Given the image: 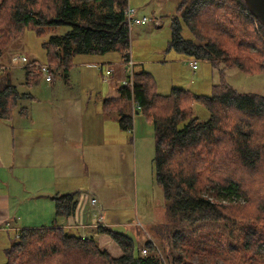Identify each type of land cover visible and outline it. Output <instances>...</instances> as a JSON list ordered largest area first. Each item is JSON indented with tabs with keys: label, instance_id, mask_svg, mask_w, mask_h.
<instances>
[{
	"label": "trees",
	"instance_id": "obj_1",
	"mask_svg": "<svg viewBox=\"0 0 264 264\" xmlns=\"http://www.w3.org/2000/svg\"><path fill=\"white\" fill-rule=\"evenodd\" d=\"M36 1L1 0L0 10L5 7L10 12L9 21L11 26L17 29L16 33L19 29L31 28L42 36L44 30L69 28L65 34L50 35L42 46L46 58L56 61L50 63V67L53 64L64 67L63 70L58 69L60 74L63 73L62 78H67L73 58L78 55H104L117 52L121 61L127 59L125 50L130 47V30L126 24L124 10L128 7V0H39L43 3L47 2V6L40 7V10L36 9ZM227 1L238 2L237 5L244 13L240 10L241 12L234 14L239 17L238 21L228 22L227 25L223 19L222 22L215 21L211 25H203V28L212 35L207 39L201 36L202 23L199 21V15L207 14L209 7L225 9V13L233 12L226 7ZM175 9L169 21L168 51L173 50L195 61L209 62L214 69L218 67L217 64H222L226 69H237L245 74H257L263 71L260 65L257 69H251L252 65L246 64L247 60H251L250 56L238 57L230 50L220 47L219 41L223 38H217L221 33L228 35L231 32L228 28L248 19L247 14L250 13L243 0H180ZM256 22L259 33L254 32L256 34L251 37L262 41L261 59L264 61V27ZM184 28L191 38L186 39L182 36ZM248 38L239 40L243 49L241 53L245 52V47H249L250 43L244 41ZM253 61L254 65L258 64L257 61ZM54 72L55 69L52 67L50 69L52 76ZM219 75L221 76V72ZM132 77L131 85H122L118 89L120 96L116 101L105 102V110L108 108L107 104L111 105L112 102L123 101L124 104L132 102L135 108H138L137 112L142 113L153 127L154 158L151 169H153L154 182L162 191L164 205L166 204L164 208L166 215L172 221L171 224L176 225L177 222L203 224L209 221L217 223L228 220L226 218V214L230 212L228 203L233 199H247L241 185L233 179L227 181L222 179L218 187L211 188V195L205 196L199 182L209 175L213 179L220 178L214 173L223 165L230 164L227 161L228 154L222 153L229 147L235 148L240 168L246 173L255 169L259 154L254 151L253 143L250 144L251 125L245 124V128L237 127L234 130L231 123L223 121L219 112L231 110L249 120L262 118L264 96L238 93L228 86L222 76L218 84L211 86L209 96L196 95L181 89H173L169 95L160 96L154 92L151 78L146 72L135 70ZM10 81L4 75L0 77V121H7L10 118L20 100L32 99L31 95L20 93ZM192 102L205 109L204 114H207V118L204 122H199L197 115L193 114ZM19 112L23 114L26 111L20 109ZM116 117L119 130L131 131L133 120L129 114L119 109ZM74 196L75 193H70L62 196L54 195L50 198L54 202L56 218H67L74 214L76 208ZM242 222L247 223V220ZM218 232L221 234L220 230ZM103 234L119 246L122 252L120 257H109V261L106 258L109 255L103 250L100 251L94 241L78 235H70L63 228L53 225L50 228L21 230L18 239H14L15 241H12L3 253L6 257L5 264H48L50 261L49 264H54V260L59 258L57 255L59 249L70 252L84 250L91 257L96 255L104 257L106 264H161L152 255L140 257L133 248V241L127 236L110 229L104 230ZM207 235L210 241L213 237H220L212 233ZM235 239L237 243L240 240V248L238 245L230 244L225 249L217 248L213 251L209 248L205 249L208 260L205 262L200 259L198 264L201 261L211 264L214 260H220V264H264V255L251 253L256 245L261 244L259 242L264 241L262 231L257 230V238L254 241L250 231L247 233L243 231L242 237L237 235ZM171 240L173 249L180 243L186 242L177 234L173 235ZM33 245L39 250L31 249ZM241 253V258L230 255ZM212 256L215 258L213 261L209 259ZM98 260L103 261V259Z\"/></svg>",
	"mask_w": 264,
	"mask_h": 264
},
{
	"label": "rangeland",
	"instance_id": "obj_2",
	"mask_svg": "<svg viewBox=\"0 0 264 264\" xmlns=\"http://www.w3.org/2000/svg\"><path fill=\"white\" fill-rule=\"evenodd\" d=\"M160 1L162 2V5L156 6L155 4H151L155 9L153 13L150 12L148 7L142 10V5L136 7L140 8V10L138 9V12L135 11V8H131L136 16L141 17L145 15L148 19L153 17L154 20L156 17L161 16V22L157 19L152 22L151 20L145 22L143 25L129 26L126 19V24L130 30V47L128 50H125L127 59L121 61V64L125 68V77L129 81L128 84L131 85L133 82V77L131 76V73L134 75L135 72L133 60L140 58L147 61L144 65L145 69L149 73H147L148 76L151 78L154 92L160 96L169 95L172 90L175 89L174 87L183 88L192 94L209 96L211 94V86L218 84L221 80V76L224 78L228 86H231L238 93L264 96V61L261 59V51L263 49L261 45L262 41L260 42L258 38L251 37L253 34L255 35L256 33H259V30L257 29L258 23L253 19L254 17L247 14L249 21L247 19L234 24L231 28H228L231 30L228 35L221 33L217 38H223L219 41L220 47L230 50L233 55L238 57L245 55L250 56L251 60H247L246 64L248 66L252 65L251 69H257L260 65L263 68L261 73L245 74L239 72L237 69H226L222 64H217L218 67L214 69V67L206 61H197L198 69L192 71L187 66L186 61L185 64L181 61L182 64L171 62L175 58L178 59L179 55H181L173 50H167V43L170 40V16L175 13L177 3L176 0ZM36 2V9L38 10H40V7L47 6V2L43 3L39 0ZM157 2H159V0H157ZM237 4L238 2L227 1L226 7L234 13H225V9H213L209 7L207 14L204 13L199 15V21L202 23L200 25V35L206 39L212 35L211 32L203 28V25H211L215 21L222 22V19L226 21V25L228 22L238 21L237 19H239V17L234 14L241 11L244 13V11ZM128 8L130 7L128 6L126 10H128ZM9 14L10 12L5 7H2L0 10V77L3 75L6 76V78L8 77L9 80H11L10 82L17 87L18 91L25 94L26 92L28 94V90L37 83H41V85L44 86L45 83H51L56 80L55 83L63 84L70 79V82L74 84L72 74H69V78L67 75L68 79H64L62 78L63 73L61 72L60 74V72H58V69L63 70L64 67H58L54 64L50 67V63H56V61L53 62L52 60H48L42 47L43 43L48 40L50 35L65 34V29L62 27L58 29L44 30L42 36H39V33L36 34L31 28L19 29V32L16 33L17 29L11 26L9 21ZM220 26L222 25L220 24ZM246 26H250L251 28H254V30ZM218 28L220 27L218 26ZM260 35L263 34L260 33ZM182 36L186 39L191 38L189 32L185 28L182 32ZM246 37L249 38L244 41L249 42L250 44L248 45L249 47H245V52L241 53L243 49L240 46L242 44L239 43V40L243 38L245 39ZM114 53L117 54V52H111L110 55H114ZM17 55L26 57L30 62L34 61L31 59H35L37 63H40L41 66H46L49 70L53 67V69H55L53 76L52 73L48 72L50 75V82L44 80V75L41 74L38 67L24 68L18 60L14 59ZM84 56L85 55H81L80 57ZM183 57L185 56L183 55L182 58ZM187 60H189V58ZM253 60L257 61L258 64L254 65ZM72 62L69 72L73 65H75L74 63H77V60L74 58ZM107 68L109 67H104L102 72H100V69V71H96L98 80L104 84L107 82V78L105 79L103 77L110 76L106 75L107 72L105 71ZM220 72L221 76L219 75ZM124 103L125 102L122 101L120 104H115V107L121 108L123 105H126ZM127 104L129 107L128 114L133 120L132 126H134L136 122L138 123L137 136L133 135L134 132H131L132 130L128 132L130 133L131 139L138 138L139 141H137V143L134 142V147L132 143L130 146V152L125 155L126 164L122 168L124 171L121 174L112 168L107 170L102 169L100 166L95 167V163H93L92 166L95 168L89 169L88 172L91 184H95V188L100 187V190L102 188L98 185L100 183L102 186L104 183H109L110 186L107 187L109 189L116 188L111 186L110 182L114 181L116 184H119V190H114L115 192H119V200L114 202V208L112 209L114 210V214L116 213L122 222L132 225L126 229L115 230V232L130 238L133 241V248L137 250L140 257L152 255L155 260L160 261L161 264H198L200 259L205 262L208 260L204 252L205 249L209 248L212 251L217 248L225 249L230 244L238 245L240 248L241 242L239 240V243H237L235 238L237 235L241 238L243 231L245 233L250 231L252 241L257 238V230L264 233V117L249 120L231 110H223L219 112L223 121L231 123L232 126H234V130L237 129V127L245 128V124L251 125V131L249 133L250 144L253 143L254 151L259 154V160L257 161L258 163H256L255 169L250 171V173L247 172V174L244 169L240 168L241 165L238 162L235 148L231 147L230 149L229 147V149H226V151H223L222 153L228 154L229 157L227 158V161L230 164L223 165L221 169H218L214 173L216 174L215 176L219 175L220 178L213 179L212 176L209 175L204 179H199V183L204 190L203 194L205 196H210L211 188L213 186L218 187L219 181L222 179H225V181L233 179L241 185L243 189L242 191H244L247 199H233L228 203L229 205L227 204L230 210V212L226 214L228 220L217 221V223L209 221L203 224L202 222H196L194 224L177 222L176 225H174L171 224V219L166 215V210L164 208L166 204L164 205L163 194L159 186L154 182L153 169H151L154 158L153 127L142 113L140 115H135V112L137 114L139 113L137 112L138 110L134 111L133 103L130 102ZM191 105L194 112L193 114L197 115L199 122H204L207 118V114H204L206 112L205 109L195 102H192ZM122 110L124 113L127 112V106H124ZM226 129L228 130V127ZM100 155L101 153H99V156ZM107 155L108 154L103 153L101 156L103 157L101 162L112 164L111 160L113 155H108V157H111V160L106 162L104 159L107 158ZM227 170L229 171L227 172ZM117 179L119 181L116 182ZM103 188L106 190L105 187ZM120 191H122L123 194H121ZM223 202H225V200H223ZM96 204V199L90 201V206L92 208H95ZM106 209L108 208L104 209V215L106 217V222H108L110 217L109 211ZM98 211L99 213L95 228H99L96 229V232L100 234L106 230L105 228H107V226L106 223H104L105 220L102 211ZM243 220H247V223L242 222ZM201 226L204 228L202 229ZM219 230L221 231V234L218 232ZM19 232L20 231L16 232V236L12 233L4 234L0 237V264L6 263V257L3 253L12 241H15L14 239H18ZM207 233H212L214 236L217 234L220 237H213L212 241H210L207 239ZM176 234L180 235V237L186 242L180 243L177 248L174 247L173 249L171 239L173 235ZM79 236L83 238V235ZM101 236H103V240H95V243L100 251L103 250L109 255L106 258L110 261V258L120 257L122 252L121 249H119V246L111 241L106 235L103 234ZM3 237H5L4 240H2ZM259 243L261 244L256 245L251 253L264 255V241ZM148 244H150L151 247L150 245L148 247ZM38 246H40V243ZM146 247H148V249ZM32 248L39 250L35 248L34 245L31 249ZM145 248L147 249L146 255L142 256L140 250ZM57 255L59 258L54 260V264H106L107 262L104 257L97 255L91 257L89 253L84 250L80 252H70L66 249H59ZM230 255L235 258H241L242 253L235 256L233 254ZM29 258L31 259L32 256ZM98 259H103V261ZM181 259L183 261H181ZM209 259L213 261L215 258L212 256ZM204 261H201L200 264H206ZM49 263H51V261ZM220 263V260H214L211 262V264Z\"/></svg>",
	"mask_w": 264,
	"mask_h": 264
},
{
	"label": "crops",
	"instance_id": "obj_3",
	"mask_svg": "<svg viewBox=\"0 0 264 264\" xmlns=\"http://www.w3.org/2000/svg\"><path fill=\"white\" fill-rule=\"evenodd\" d=\"M161 3L160 0H128V6L137 12L140 8L136 7L142 5V10L148 7L153 13L155 9L151 4L159 6ZM151 18V22L157 19L161 22V16L155 20ZM64 29V32L69 30L67 27ZM110 54L74 57L77 63L68 73V78L72 74L74 84L68 78L63 84L55 83L56 80L44 82V86L34 84L28 90L32 99L20 100L10 118L0 121V237L12 233L16 236V232L25 229L56 225L70 235L101 241L103 233L96 232L99 228H95V223L98 210L104 215L105 208H108L110 217L106 222L104 215L105 229L115 231L131 227L132 224L122 222L112 209L114 202L119 200V192L114 191L119 190V184L110 182L116 188L109 189V183L103 186L100 183V190L91 184L88 172L100 166L122 174L125 155L130 152L131 144L134 147V142L139 141L138 138L131 139L128 131L119 130L116 113L127 106L125 113L128 114V104L117 108L115 104L121 102H112L105 110V102L119 98L118 89L126 80L120 55ZM187 59L179 55L171 62L185 64ZM133 61L136 71L148 73L145 59ZM104 67H109L105 72L110 75L103 77L107 78L105 84L97 78L98 70L102 72ZM20 109L26 112L21 114ZM135 115L140 114L135 112ZM137 128L136 122L131 129L133 135L138 132ZM103 153L113 155L112 160L108 155L104 159L106 162L111 160L112 164L101 162ZM70 193H75L74 214L68 218H56L54 202L50 198ZM120 193L123 194L122 191ZM93 199L97 201L95 208L90 206Z\"/></svg>",
	"mask_w": 264,
	"mask_h": 264
},
{
	"label": "built area",
	"instance_id": "obj_4",
	"mask_svg": "<svg viewBox=\"0 0 264 264\" xmlns=\"http://www.w3.org/2000/svg\"><path fill=\"white\" fill-rule=\"evenodd\" d=\"M125 17L128 21L129 26H133V25H143L145 22H149L150 19H148L147 17H137L133 11L132 8H128V10H125ZM14 59L18 60L23 66L24 68H31V67H38L41 74H43L44 76V80L46 82H50V75L48 72H50L49 68H47L46 66H41L40 63H37L36 61H28V59L22 55H17L14 57ZM187 65L188 67L192 70L195 71L197 69V61H195V59L192 60H187ZM106 75H109V73L107 72ZM132 76V73H131ZM130 76V77H131ZM127 79L124 81L123 85H127ZM133 108L134 111H137L138 108H135V105L133 103ZM146 249L140 250V254L142 256L146 255Z\"/></svg>",
	"mask_w": 264,
	"mask_h": 264
},
{
	"label": "water",
	"instance_id": "obj_5",
	"mask_svg": "<svg viewBox=\"0 0 264 264\" xmlns=\"http://www.w3.org/2000/svg\"><path fill=\"white\" fill-rule=\"evenodd\" d=\"M253 19L264 27V0H243Z\"/></svg>",
	"mask_w": 264,
	"mask_h": 264
}]
</instances>
